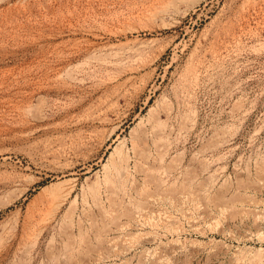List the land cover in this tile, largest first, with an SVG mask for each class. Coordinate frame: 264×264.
<instances>
[{
	"label": "rangeland",
	"instance_id": "rangeland-1",
	"mask_svg": "<svg viewBox=\"0 0 264 264\" xmlns=\"http://www.w3.org/2000/svg\"><path fill=\"white\" fill-rule=\"evenodd\" d=\"M0 183V264H264V0H0Z\"/></svg>",
	"mask_w": 264,
	"mask_h": 264
},
{
	"label": "bare ground",
	"instance_id": "bare-ground-1",
	"mask_svg": "<svg viewBox=\"0 0 264 264\" xmlns=\"http://www.w3.org/2000/svg\"><path fill=\"white\" fill-rule=\"evenodd\" d=\"M165 9L164 10H162L161 12L162 13H165ZM160 12V11H159ZM159 12H157V15H158V13ZM161 14V13H160ZM159 120V119H158ZM158 137V136H157ZM8 185L6 184V183H0V189H3V188H6ZM57 206H59V205H57ZM57 209V208H56Z\"/></svg>",
	"mask_w": 264,
	"mask_h": 264
}]
</instances>
